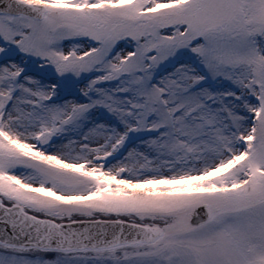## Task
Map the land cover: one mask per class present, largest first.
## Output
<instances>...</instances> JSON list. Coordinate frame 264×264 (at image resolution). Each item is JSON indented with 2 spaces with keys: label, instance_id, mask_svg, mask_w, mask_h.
Masks as SVG:
<instances>
[{
  "label": "snow or ice",
  "instance_id": "obj_1",
  "mask_svg": "<svg viewBox=\"0 0 264 264\" xmlns=\"http://www.w3.org/2000/svg\"><path fill=\"white\" fill-rule=\"evenodd\" d=\"M0 264H264V0H0Z\"/></svg>",
  "mask_w": 264,
  "mask_h": 264
}]
</instances>
